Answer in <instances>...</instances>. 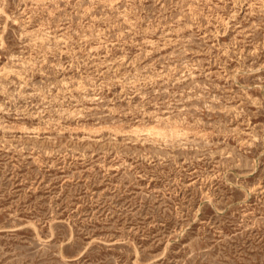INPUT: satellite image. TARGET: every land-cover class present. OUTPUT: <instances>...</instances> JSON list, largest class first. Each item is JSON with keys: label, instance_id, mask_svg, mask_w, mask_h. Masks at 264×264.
I'll use <instances>...</instances> for the list:
<instances>
[{"label": "rangeland", "instance_id": "1", "mask_svg": "<svg viewBox=\"0 0 264 264\" xmlns=\"http://www.w3.org/2000/svg\"><path fill=\"white\" fill-rule=\"evenodd\" d=\"M0 264H264V0H0Z\"/></svg>", "mask_w": 264, "mask_h": 264}]
</instances>
